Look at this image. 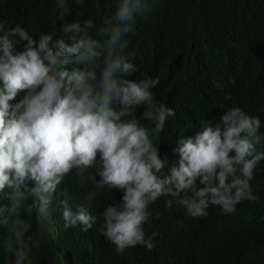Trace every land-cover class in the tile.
Masks as SVG:
<instances>
[{
  "label": "clouds",
  "instance_id": "9594fccd",
  "mask_svg": "<svg viewBox=\"0 0 264 264\" xmlns=\"http://www.w3.org/2000/svg\"><path fill=\"white\" fill-rule=\"evenodd\" d=\"M157 2L116 0L97 24L91 18L66 22L72 4L83 0H55L59 35L34 37L20 25L6 30L0 22V230L10 236L7 251L15 264H26L39 249L56 207L65 229L88 231L102 218V235L124 254L156 247L157 233L147 235L144 225L150 204L162 197H169L166 207L178 204L193 218L206 217L210 206L234 214L241 202L258 199L251 181L264 161L257 148L264 141L262 122L239 106L195 136L182 135L178 163L164 172L168 161L152 137L165 131L175 111L155 100L158 76L130 78L137 68L127 53L138 23L156 12ZM70 175L95 189L75 211L67 200L54 207ZM100 189L122 195L98 217L92 209ZM29 201L35 239L22 217Z\"/></svg>",
  "mask_w": 264,
  "mask_h": 264
},
{
  "label": "trees",
  "instance_id": "16d2710c",
  "mask_svg": "<svg viewBox=\"0 0 264 264\" xmlns=\"http://www.w3.org/2000/svg\"><path fill=\"white\" fill-rule=\"evenodd\" d=\"M115 4L116 0L73 3L66 22L91 18L99 24V18L113 12ZM57 16L55 0H0V22H5L6 30L20 25L34 37L49 31L59 35L62 25ZM127 53L137 68L130 78L158 76L155 100L175 111L165 131L152 137L160 144L161 158L168 161L165 173L178 163L181 136H195L206 125L214 126L232 106L257 116L264 136V0H158L156 12L138 23ZM229 94L232 99L226 100ZM142 123L154 127L151 122ZM257 148L264 151V141ZM254 176L251 187L258 199L241 202L230 215L210 206L206 217L193 218L178 204L166 207L169 197L158 199L150 204L151 218L144 225L147 235L157 233L156 247L136 246L118 254L102 235V218L88 231L65 229L56 206L67 200L75 211L95 190L91 182L81 186L70 175L55 194L52 222L26 264H264V161ZM121 195L116 190H98L93 214L101 217ZM22 217L31 222L27 235L35 239L31 201ZM9 240V234L0 230V264H15L7 251Z\"/></svg>",
  "mask_w": 264,
  "mask_h": 264
}]
</instances>
